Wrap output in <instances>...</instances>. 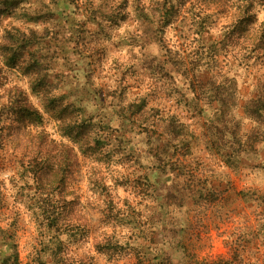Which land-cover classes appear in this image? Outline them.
<instances>
[{"label": "rangeland", "instance_id": "1", "mask_svg": "<svg viewBox=\"0 0 264 264\" xmlns=\"http://www.w3.org/2000/svg\"><path fill=\"white\" fill-rule=\"evenodd\" d=\"M8 34H17L14 44ZM178 50L184 75L170 63ZM194 74L224 88L220 107L238 122L240 140L264 131V115L253 120L234 105L264 100V0H0V264L9 255L8 264L14 256L18 264H137L127 244L142 223L176 261L183 250L173 230L185 218V253L227 256L233 240L262 261L264 142L235 167L223 161L236 147L230 134L220 135L226 145L207 146L202 124L215 102L213 92L193 93ZM45 80L56 89H43ZM142 98L143 113L127 108ZM126 108L132 121L119 112ZM174 118L183 129L170 168L152 153L169 141ZM127 174H148L147 185L127 183ZM209 184L217 200L205 194ZM49 204L63 214L58 229L41 210Z\"/></svg>", "mask_w": 264, "mask_h": 264}, {"label": "trees", "instance_id": "2", "mask_svg": "<svg viewBox=\"0 0 264 264\" xmlns=\"http://www.w3.org/2000/svg\"><path fill=\"white\" fill-rule=\"evenodd\" d=\"M171 5H172L171 3L169 4L164 3V5L162 6L163 10L161 12V16L163 17V19H165L166 22H169V17H170L169 9ZM16 39H17V34L7 35L8 43L14 44ZM202 46H203V51L206 54L207 46L206 47L205 45H202ZM4 50L6 51V49ZM9 52L11 51L9 50ZM166 52H168L167 48H166L165 53ZM182 53H183L182 50H178L177 52L178 58L172 59V62L170 63H172L173 66L177 65L178 66L177 71L181 70L179 72L184 75V73L186 72V68H185L186 64L185 62L182 61V58H183ZM173 55L175 54L173 53ZM169 58L170 57H168L166 60L169 61ZM200 66L201 64L197 63L194 67V71L198 70ZM57 84L58 83L53 84L47 80H45L44 83H40L42 88L47 87V86H52V89H56ZM189 87L193 91V93H195V95L198 94L199 92H203V93L213 92V94L210 95V99L214 98V102H215V105L213 106V110H214L213 117L210 119V122L208 124H206L207 122L205 121H204L205 123L202 124V127L205 129L203 135L206 136V141H205L206 145L209 146L210 148L218 147L217 143L223 146L226 145L225 142H223L224 140H220L221 138L220 135H222V133L224 132H227L228 134L231 135V138L233 140L231 143H234L236 147H232L231 153L223 154V158H224L223 161L225 163H227L229 166L235 167L237 164L241 163L242 154L243 155H246V154L253 155V153L257 151V143L264 142V131L257 130V136H254V134L251 133L248 135L246 134L243 135L242 140L239 139V136L237 134L238 122L233 118L231 114L227 113L224 109L220 107V104H223L225 100L222 96H220V92L224 88L220 86V84H217L213 87V85H211L210 83V80L200 82L198 78H195V74L191 78ZM195 95L192 98L194 102L196 101L198 97ZM144 101H146V99L142 98L139 103H135V104L130 103V105L127 106V108H129L130 110H134V111L140 110V112L143 113L144 112L143 108L146 106ZM50 103L53 106L59 105V101L55 94H53L52 97L50 98ZM70 104L72 103L71 102L68 103V105ZM234 105L236 107H239L242 113H245L249 118L251 117L253 120H255L256 117L258 118L261 115H264L263 114L264 113V100H260V98H258L256 95H250V97H248V99L245 102L243 103L241 102L239 104L234 103ZM127 108L119 112L123 114L124 120L132 121V116H130L129 114H125V112H128ZM193 112L196 113V115L201 114V107H198L197 103L193 104ZM130 113H132V111ZM224 115L226 117H224ZM133 122H136V121H133ZM228 123H230L229 126H228ZM167 128H169V132H167V134L170 137L169 141L164 146H159V144H156L154 146L156 151L155 153H152V155L155 156V162L156 160L163 161L161 159L163 157L166 158V160L163 161L164 162L163 164L164 166L169 165V167L171 168L173 167V165L176 164V161H177L172 156V154L175 151L176 146L178 145L177 144L178 142L176 141H177V137L182 134L183 124L179 121L178 118H174L173 120L170 119L168 121V124H166V129ZM255 142H256V147H255ZM165 146H168V148H166ZM245 158H249V156ZM160 170L164 171V169H160ZM121 179H123L127 183H133L135 185L144 184V186L147 185V182L149 180L148 174H144V175L137 174L134 176L133 175L130 176L129 174H127V175H122ZM248 190L249 189L243 192L238 191V193L241 194V197H243L245 194L248 193ZM206 193L212 196V200L218 199V192L216 191L214 187H211L210 184L208 188H205V194ZM167 194L170 195L169 192ZM198 195L200 196L201 193L199 192ZM257 197L259 198L258 218L260 220V223H259L260 227L258 230V234L260 237L261 244L264 245V194L258 195ZM185 204H186L185 201L180 200V202H178V206L179 205L183 206ZM107 207H108L107 210L109 212H112V210L115 209V207L112 205L111 202L107 204ZM41 210L43 211L44 214H47V216L53 213L52 215H50L52 216V221L54 223V225L52 226L53 228L58 229L59 227L57 224L60 218H62L63 216L62 212L59 211L58 209H55L54 211V209L50 207V204L48 206H42ZM182 221L184 224H180L177 229H175L176 227L174 228V225H171L174 228L173 232L176 234L178 233V236H179L178 239H176L175 244L180 245V247L183 250V257L176 261H174L168 253H166L165 251H161L162 249L156 248L155 242H153L151 236L148 235L150 230L145 227L144 223L134 225L133 227L134 231H132L134 243L132 242L130 244H127V247H130L128 248L129 250L133 247L132 249H133L134 257L136 259V263L137 264H264V259L262 261L257 262V260L254 261L251 258H249L247 255H244L236 251L235 249L236 245L233 240H230V242H227V244H229V254L227 256L218 255L217 257H214V258L210 256L202 257V256H199L198 253L194 251H190V250L187 251V253H185L187 250L186 248L191 243H190V239L187 233L189 232V228H188L189 226L185 225L188 220L187 218H185ZM188 224H189V221H188ZM68 229L69 228H67V231ZM161 233L166 235V231L164 228L163 230L161 229ZM56 234L57 235L54 237L55 238L54 244L56 247H60L62 241L58 237L59 233H56ZM172 237H174V235ZM166 242L167 241L164 238H161V240L159 241V244L165 245ZM243 242H246V240H244ZM107 246H109V243L107 244ZM9 257L10 255L7 256L5 259H8ZM5 259H2V262L3 263L5 262V264H8L7 260ZM55 259H56V263L63 262V260L61 259V256L57 254L55 255ZM13 260H14L13 261L14 264H18L17 258L15 256ZM67 260H68L67 258L64 259V261H67ZM77 263H78L77 259H70L68 261V264H77ZM42 264H46L45 261L42 262Z\"/></svg>", "mask_w": 264, "mask_h": 264}]
</instances>
